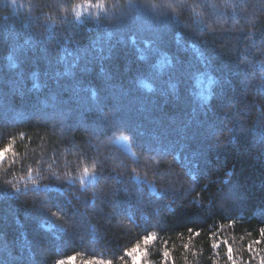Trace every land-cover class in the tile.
Here are the masks:
<instances>
[{"label":"trees","instance_id":"16d2710c","mask_svg":"<svg viewBox=\"0 0 264 264\" xmlns=\"http://www.w3.org/2000/svg\"><path fill=\"white\" fill-rule=\"evenodd\" d=\"M6 148L0 264H261L264 0H0Z\"/></svg>","mask_w":264,"mask_h":264},{"label":"snow or ice","instance_id":"6c2138e0","mask_svg":"<svg viewBox=\"0 0 264 264\" xmlns=\"http://www.w3.org/2000/svg\"><path fill=\"white\" fill-rule=\"evenodd\" d=\"M133 2H134V0H128V3H133ZM97 6L98 7H103L102 4H98ZM133 43H135V41H133ZM145 46L147 47L148 45L146 44ZM141 59H143V57H141ZM144 87L147 88V87H150V85L145 84ZM93 95H95V93H93ZM7 152H8V149L7 148L4 149L2 152H0V161H2L5 158ZM260 234H261V236H264V229H261ZM144 239L147 241V243H145L144 245L147 246L150 242H152L155 239V237L152 236V235L151 236L150 235H147ZM224 243L226 244L227 242L225 241ZM254 243H256V242H254ZM184 247L187 249L188 245L185 244ZM212 247H214V248L215 247H219V244L214 243L212 245ZM248 250L250 252L254 251V249L252 248V245H249ZM145 255H146V252H145ZM227 255H228V258L231 260L232 259V248L230 246L227 249ZM163 257L165 258V260L170 259V254H169V252L167 250H165L163 252ZM69 259H71L73 261L75 259V257H69L68 260ZM68 260H63V259L57 260L56 261V264H67V261ZM96 262H95V264H96ZM100 262H101V264H110V262H105V261H100ZM85 264H93V261H86ZM261 264H264V257H261Z\"/></svg>","mask_w":264,"mask_h":264},{"label":"clouds","instance_id":"9594fccd","mask_svg":"<svg viewBox=\"0 0 264 264\" xmlns=\"http://www.w3.org/2000/svg\"><path fill=\"white\" fill-rule=\"evenodd\" d=\"M87 175V170H85V176ZM151 236V235H150ZM147 243L145 239H143V244ZM126 254L130 257V264H149L145 257V248L142 247L140 244L132 247L129 250H126ZM67 264H72V260L69 259ZM96 264H101L100 261H97Z\"/></svg>","mask_w":264,"mask_h":264},{"label":"rangeland","instance_id":"374dc122","mask_svg":"<svg viewBox=\"0 0 264 264\" xmlns=\"http://www.w3.org/2000/svg\"><path fill=\"white\" fill-rule=\"evenodd\" d=\"M116 142L126 151L130 150L129 143L124 137H119Z\"/></svg>","mask_w":264,"mask_h":264}]
</instances>
